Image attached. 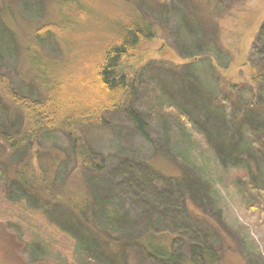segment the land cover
<instances>
[{
	"label": "trees",
	"instance_id": "16d2710c",
	"mask_svg": "<svg viewBox=\"0 0 264 264\" xmlns=\"http://www.w3.org/2000/svg\"><path fill=\"white\" fill-rule=\"evenodd\" d=\"M56 1L62 16L32 29L30 37L41 48L47 38H54L61 54L52 56L34 48L33 54L30 53L32 46L25 48L33 69L28 74L37 88L34 87V93L17 91L0 70V144L3 147L0 172L4 190L14 185L21 193V185L33 183L36 177L42 176L33 169L41 166L37 162L42 161L39 138L45 131L60 130L67 135L75 158L74 169L80 176L87 170L95 177L104 174L105 163L87 143L82 129L108 126L110 113L125 115L139 134L151 141L148 121L133 104L140 73L146 64L132 72H124L121 67L136 54L147 51L157 34L156 22L138 0ZM7 10L18 21L9 7ZM6 16L5 19L0 17L4 24ZM0 39L4 53L11 54L16 34L6 31L0 34ZM179 56L197 61L208 58L189 53H179ZM195 60L174 66L192 67L196 65ZM249 62L253 71L246 83L225 77L221 71L223 66L212 61L211 67L223 76L217 95L201 91L198 81L186 71L181 77L180 103L157 94L158 109L168 118V124L178 130L191 124L195 132L212 145L221 163L231 162L234 147L238 145L233 143L238 140L235 134L242 133L247 124L254 127L247 131V136L243 135L245 149L251 150L249 141L264 147V22ZM242 86L247 87L249 96L246 105L236 109L232 105L239 96L237 89ZM219 122L223 123L221 129ZM227 127L234 130L233 137L226 136ZM7 151L15 157L21 155L11 166V172L4 161ZM180 161L181 173L176 177L161 174L148 162L127 161L119 167L128 185L143 189L157 205L152 206V210L149 208V216L146 213L142 217H132L119 209L115 199L106 203L89 192L64 198L76 223L83 224L94 235V239L85 242L84 249L80 244H84L83 240L68 226L67 231L76 240L80 256L86 254L89 258L90 252L91 258L113 259L114 264H220L227 252H235L241 246L247 248L221 215L207 217L212 216L207 208L215 205L216 200L211 195L209 178L203 168L184 158ZM250 176L249 169L243 170L242 177L236 181L237 188L249 198L251 207L257 206L261 217L264 216V190L257 191L253 201L250 193L257 188ZM82 181L88 185L85 179ZM13 237L21 244L16 235ZM15 251L20 254L16 247ZM253 251L242 253L244 259L248 264H261L260 261L251 263L257 256ZM0 264L6 263L0 259Z\"/></svg>",
	"mask_w": 264,
	"mask_h": 264
},
{
	"label": "rangeland",
	"instance_id": "374dc122",
	"mask_svg": "<svg viewBox=\"0 0 264 264\" xmlns=\"http://www.w3.org/2000/svg\"><path fill=\"white\" fill-rule=\"evenodd\" d=\"M138 1L156 22L157 34L147 51L125 61L121 70L132 72L146 64L140 73L133 104L148 121L151 141L140 135L125 115L107 114L108 126L82 129L87 143L105 163L104 174L95 177L87 170L80 176L74 169L75 158L67 135L60 130L43 132L39 138V157L42 161H37L41 166L33 169L42 176L36 177L33 183L21 185L20 193L14 185L10 190H4L0 172V259L6 264H114L113 259L111 261L105 257L104 260L93 259L90 252L89 258L86 254L80 256L81 253L76 250V240L67 231L68 226L76 230L77 236L83 240L84 244H80L84 249L85 242L94 239V235L83 224L76 223L63 199L72 194L89 192L106 203L115 199L119 209L132 217L148 215L149 208L152 210V206L157 205L143 193V189L138 188V191L131 188L119 167L127 161L138 164L148 162L161 174L176 177L181 173L179 162L182 158L201 166L209 178L211 195L216 204L207 208L212 213L207 217L221 215L234 233L240 235L244 242L240 243L247 246L227 252L220 264H248L242 253H252V250L257 256L251 263L260 261L264 264V216H259L257 206H250L249 198L238 190L236 182L242 177V171L249 169L258 189L250 193L252 200H256L257 191L264 190V147L249 141L251 150L248 151L243 145L246 141L243 135L247 136V131L254 126L247 124L242 133L235 134L238 140L233 143L238 145L234 147L231 162L222 161V164L214 155L212 145L195 132L191 124L184 130L170 126L168 118L161 114L157 105L158 93L162 94V98L169 97L180 103L181 77L185 71L198 81L201 91L206 94L220 93L222 74L235 82L247 83L253 71L249 62L253 45L264 22V0ZM57 3L56 0H0V17L4 16L5 19L7 15L6 24L0 19V34L6 31L16 34L11 54L4 53L0 39V70L17 91L33 94L36 88L28 74L33 69L25 49L27 46H32L30 53L39 49L52 56L61 54L54 38H47L41 48L30 37L32 29L62 16ZM7 7L14 12L18 21ZM196 42L198 46H195ZM178 52L208 58L201 61L183 59ZM193 60L196 65L192 67L174 66ZM213 60L223 66L222 74L211 67ZM237 91L239 96L232 107L239 109L246 105L249 91L246 86ZM219 127L221 129L223 123L219 122ZM237 129L241 130L239 126ZM225 131L226 136L233 137L234 130L227 127ZM249 138L252 139L251 136ZM0 151H3L1 144ZM6 153L4 161H7L8 171L11 172V166L18 162L15 160L21 155L15 157L8 151ZM83 179L88 185L84 184ZM144 198L148 201H143ZM190 207L201 216L191 204ZM15 247L21 255L15 251Z\"/></svg>",
	"mask_w": 264,
	"mask_h": 264
}]
</instances>
